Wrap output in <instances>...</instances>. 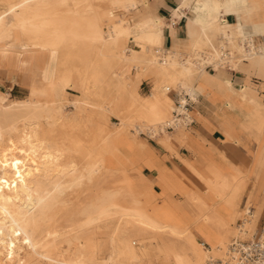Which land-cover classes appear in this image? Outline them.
<instances>
[{
	"label": "bare ground",
	"instance_id": "6f19581e",
	"mask_svg": "<svg viewBox=\"0 0 264 264\" xmlns=\"http://www.w3.org/2000/svg\"><path fill=\"white\" fill-rule=\"evenodd\" d=\"M93 1L0 0V72L13 67L18 70L17 78L25 81L29 75L31 84V92L27 97L11 101H7L8 92L0 89V261L4 255L11 253H5L7 246L13 245V250L16 248L19 251L23 248L24 241L33 247L36 263L47 259L55 264H207L212 255L220 256L228 245V225L233 215L227 219L215 210L206 211L204 219L217 228L219 240L202 247L200 245L207 244L206 241L200 244L193 236L190 225L181 226L159 219L152 209L154 192L150 190V184L137 190L132 200H127L123 193H131V190L126 189L120 180L123 168L128 166L123 160L120 146L122 139L128 136L121 135V127L99 124L100 128L106 130L107 127L109 131L106 134L89 131L84 140V135L80 133L72 138L73 130L77 129L76 120L80 118L75 111L84 107L91 114L95 111L98 113L102 108L106 109L105 101L111 95L108 93L107 97L105 92H101L102 88L98 87V96H94L97 100H91V89L83 91L81 88L85 79L81 74L77 83L82 94L71 99L67 96L66 89L76 82L74 71L68 69L60 72L57 67H52L48 77L36 78L31 66L41 60L45 52L53 54L61 48L75 49L79 42L87 40L92 46L107 48L119 58L118 63L127 66V69L132 64V71L127 74V78L134 75L139 81L149 66H155L159 74L155 88L144 102H140L141 105L135 109L134 115H130L129 121L136 122V117L143 118L151 122L148 126L145 125L151 132H166L167 127L174 123V104L167 87H177L194 98V84L203 75L197 71V62L218 60L219 66L226 58L230 57L232 61L240 56L248 57L252 68L264 67V17L261 16V7L244 8L251 16L246 33L242 28L234 30L233 25L224 23L225 19L220 12L225 2L203 0V4L197 5V16L193 17L202 26L203 33L194 39L191 50L180 52L179 64L175 55L170 58L172 50L163 46L162 19L135 12L138 0H102L108 8L114 9L113 19L107 29L102 27L101 21L105 10L110 9L95 8ZM133 13L136 18L130 16ZM211 27L218 33L213 34L215 36L212 38H223L222 49L228 43L232 45V50H228L230 55L228 52L220 55L219 39L215 45L211 44L208 51L195 48ZM258 37L263 44L257 43ZM130 41H134L138 47L130 46ZM153 48L156 51L154 53ZM236 51L239 53L232 54ZM198 54L200 58L196 56ZM52 66H55V61H52ZM132 86L133 83L130 82L129 87ZM127 92L132 96V103L138 102L140 96L134 88H129ZM102 95L106 97L101 98ZM241 95L244 96L245 92L242 91ZM69 104L75 110L73 113L67 108ZM108 108L116 114L115 109L120 110L116 100ZM187 116L190 117L189 112ZM104 119L107 121L108 118ZM184 126L181 124L175 127L183 132ZM57 127L64 129L66 135L56 137L54 130ZM4 141L6 146L1 145ZM79 150L81 153L84 150L81 155H84V160L83 157L81 161L78 160L81 156L75 158L77 156L74 154ZM116 160L123 168L114 164ZM107 173L113 177V184L108 186L104 185ZM78 189L87 194L80 210L86 215L83 222L97 226L90 228L82 236L74 223L68 229L65 227L67 231H74V235L68 237L74 249L67 252H62L61 249L62 251L53 254V249H39L48 244L55 245V240L60 235L57 229L44 232L40 227L53 213L50 210L70 203L65 194ZM143 194L144 197L141 198ZM123 199L128 203H124ZM196 201L198 206L204 205L202 198H196ZM253 211L249 209L246 213L251 218L245 216L246 223L240 227L242 233L250 231L249 225L255 216ZM118 212L124 215L111 228V224L117 220ZM72 215V211L67 213L69 218ZM198 216L195 215L196 220ZM157 230L162 231L164 255L159 260L150 257V260L143 263L141 257L147 251L143 250L144 247L137 242L135 236L141 233L144 238L151 237ZM106 240L112 245L110 253L105 252ZM122 253L129 261L123 259ZM191 253L196 254L197 258L192 259Z\"/></svg>",
	"mask_w": 264,
	"mask_h": 264
},
{
	"label": "crops",
	"instance_id": "0c3cea01",
	"mask_svg": "<svg viewBox=\"0 0 264 264\" xmlns=\"http://www.w3.org/2000/svg\"><path fill=\"white\" fill-rule=\"evenodd\" d=\"M221 1L225 2L220 12L224 23L248 24L251 16L244 10L248 6L261 7L264 17V0ZM203 2L138 0L135 12L161 18L163 46L185 53L203 33L202 26L193 19L198 13L197 5ZM213 13L216 14L214 9ZM256 40L261 41L259 37ZM197 64L205 68L206 73L194 84L195 97L189 106L191 122L184 131L174 128L166 132L152 131L150 135L140 130L135 138L125 134L128 137L122 139L120 148L125 164L137 174L133 184L138 185L139 190L150 184L154 192L152 209L159 219L190 225L200 240L211 245L219 240V231L204 218L198 222L195 215L215 210L228 219L236 215L237 203L240 209L246 207L249 196H253L260 211H264V67L252 68L248 57L231 64L223 61L219 66L214 62ZM4 76L7 75H0V78ZM153 76L156 84L159 74L155 66H149L139 89L143 91L148 86L145 91L150 94L155 86L151 87ZM18 82L29 86L27 97L31 92L29 75L25 81ZM18 82H13L9 88H15ZM72 87L78 88L74 84L66 89L69 98L80 95L79 91L70 97ZM170 96L176 100L178 88L171 91ZM196 198L204 200L202 207L197 205ZM230 200L233 203H229ZM253 208H246L245 214ZM254 221L256 218H252L251 228Z\"/></svg>",
	"mask_w": 264,
	"mask_h": 264
},
{
	"label": "rangeland",
	"instance_id": "374dc122",
	"mask_svg": "<svg viewBox=\"0 0 264 264\" xmlns=\"http://www.w3.org/2000/svg\"><path fill=\"white\" fill-rule=\"evenodd\" d=\"M93 4L95 6V8H103V10L107 9V4L102 1V0H94ZM144 5V3H143ZM142 7V6H141ZM110 9V8H108ZM105 14H104V18L102 19L101 23H102V27L104 29H107L108 24L111 23L112 19H113V14H114V9L111 8L110 10H105ZM109 11V12H107ZM139 14V13H138ZM133 18H136L134 13L130 15ZM250 25V23L248 22V24L245 25H240V26H236L233 25V29L234 30H242L244 32H248V26ZM213 34H218L216 31L213 30V28L211 27V29L209 28V30L207 29V34L204 35V37H202L197 46H195L196 49H204L203 51H208L209 49H211V44L213 43V45L216 44L217 40L216 38H212V36H215ZM209 36V37H208ZM208 37V38H206ZM248 38V37H247ZM223 41V38L221 37V39L219 38L218 42V48L220 51V55L222 56V54H224L225 52H228V50H232V47L226 46L224 49H222L221 47V42ZM262 41V40H261ZM261 41H258L259 44H263ZM257 42V43H258ZM196 43V42H194ZM129 45L132 47H138L136 45V43L134 41H130ZM193 44L191 46V48L189 50H191L193 48ZM210 47V48H209ZM208 48V49H207ZM152 52H156L155 49H152ZM244 52V51H243ZM176 53V54H175ZM204 53V52H203ZM229 53V52H228ZM239 51H236L232 54L236 55L238 54ZM240 53H242V51H240ZM147 54L150 55V53L147 52ZM231 53H229L230 55ZM169 55L173 57L175 55L176 57V61L179 62V64L181 63V53L179 51H170ZM196 56H200L199 54ZM202 56L207 57L205 55L202 54ZM54 57V58H53ZM201 57V56H200ZM199 57V58H200ZM240 58V56L234 58V61H238ZM118 57L113 55L107 48H97L95 45L92 46V44H90V42L85 41V42H79L78 46L75 49H66V48H61L59 50H56V52L54 51V53L49 54L48 52H45L42 55L41 60H39L37 63H34V66H31V70L33 71V75L37 78V77H48L50 75V71L52 70V67H57L58 71L62 72V71H66V70H70V71H74V78L76 80L75 82V87L77 86L78 90L76 88H71L69 89V96H75L76 94H82L79 86V80L81 79V76L83 75L85 77L83 84L81 86V88H83V91H86L88 88L91 89L88 90V92L90 91V95H91V100L96 99V97L98 96L96 93H98L96 90H98V87H101L102 90L101 92H105L106 96L108 97V93L111 95V97L108 99H106L105 101V105H106V109L102 108V110H100L98 113L97 111L93 112V114H91L88 110H84L86 108H81V109H77V111H75L73 109V106L71 104H69L67 106V108H69L68 110L70 112H76V114H78L80 116V118L78 120H76V126L77 129L73 130V134H72V138L77 136L78 133H80L83 136V140L87 138V134L89 131H97L106 134V132L109 131V128L106 127L102 129V127H99V124L102 125H108L111 126V124L115 127L120 126L121 127V135L122 136H126L125 134H127L128 136H132V137H137V135L139 134L140 130H143L145 132H148L150 135H153L152 132H150V130L148 128L145 127L148 126L149 123H151L150 121H146L143 118H138V120H136V122H130L129 119H131L130 115H134L135 114V109L138 108V106H140V102H144V100L146 98H148V96L150 95L148 92L146 93V89H148V86L146 88L142 90L139 89V83L142 79L138 81L137 79H135V77H130L127 78V74L132 71V64L130 65V68L127 69V66L121 65L120 63H118ZM236 59V60H235ZM231 61V58H226L224 61ZM49 61H51L49 63ZM52 61H55V66H52ZM200 65H204V64H208V63H212L214 62L215 65H218V60H208V61H199ZM177 63V65H179ZM225 64V63H224ZM197 71L198 73H204L205 68L199 66L197 64ZM200 67V68H199ZM148 69V68H147ZM146 69V70H147ZM30 70V71H31ZM7 75L4 76L3 79L0 78V89L4 90L5 92H8L9 96L7 97V101H11L13 99H17V98H23L25 97L28 92H29V86L26 83H22V82H18L21 81L20 78H17L18 75V70L14 69L13 67H8L6 69L1 70L0 75ZM82 74V75H81ZM145 74V73H144ZM13 82H18L19 84L13 88L10 89L9 87L13 84ZM130 82L133 83L132 87H129ZM155 84V77L153 76V83L152 86L153 87ZM156 85V84H155ZM138 87V90H137ZM129 88H134L136 93L140 96L138 102H136L135 104L132 103V96L128 94L127 91H129ZM155 88V86H154ZM177 88V87H174ZM153 90V89H152ZM142 95H140L139 93ZM152 92V91H151ZM95 94V95H94ZM149 94V95H148ZM96 96V97H94ZM105 95H102L101 98H105ZM77 96L71 98V99H75ZM115 97V98H113ZM193 97V96H192ZM113 98V99H112ZM115 100L118 102V108L120 110H116L117 114L115 112H111L108 108L109 105H111L112 103H115ZM172 104H174V101H172ZM88 106V105H86ZM171 107V105H170ZM171 114V112H170ZM134 117V116H132ZM104 118H108L107 121H105ZM121 121H123L124 123L121 124ZM143 121H146L143 122ZM101 122V123H99ZM103 122V123H102ZM136 125H139V127L137 128ZM184 126V125H183ZM185 128V126H184ZM64 129H60L59 127H57L54 130V133L56 134V137H59V135L65 134V132L63 131ZM102 130V131H100ZM158 131V130H156ZM182 132V131H180ZM159 133V132H157ZM66 135V134H65ZM160 141H163L161 138H159ZM5 144V145H4ZM6 141H4L1 145L2 146H6ZM80 147V146H79ZM83 147V146H82ZM2 148V147H1ZM82 151V150H81ZM77 154H74L75 158H79L83 153L84 150L82 151V153L79 151L75 152ZM81 153V154H80ZM83 157V158H82ZM81 158L84 160V155L81 156L78 160L81 161ZM116 166L119 168H123V165L118 162L117 160L115 161ZM123 174L121 175V180L120 182L123 183V185L126 187V189H130L131 193L129 192H125L123 193V197H125L127 200H132L133 196L136 195L137 190H139L138 188H140L138 185H134L133 184V180L136 179L137 174L135 173L134 168H129V167H125L123 168ZM106 177V181L104 183V185L108 186L113 184V177L111 174L107 173L105 175ZM231 186V185H230ZM68 195V196H67ZM65 196L67 197L66 199L70 202L67 205H59L55 208L52 209V211L50 210L51 213L45 221H43V223L41 224V228L43 229L44 232H47L49 230H53V229H57L58 232L60 233V235L56 238L55 240V245H46L43 247H39V249H53V254L58 253L59 251L62 252H67L69 249H74L73 244H70L68 241V237L70 235H74V231H67V229L71 226V224H75V226L77 225V229L79 232V235H84L85 232L87 230H89L90 228L93 229L94 227L97 226V224H90V225H86L83 220L85 218V213H81V207L84 205L85 201H86V196L87 194L82 192L81 189L78 190H73V191H69L67 192V194H65ZM144 197V194L141 195V198ZM73 198V199H72ZM126 199H123L124 203H128V201ZM248 200V201H247ZM232 200L229 201V203H231ZM247 201V205L246 207L243 209H240L239 203H237L235 205V213L236 215L232 216L233 219H231L229 221V235L227 238V243H229L233 237L236 236H242L244 238L248 237L251 235V233L254 231H257L259 234L262 233L263 227H264V211L261 212L260 208L258 207L256 201L253 199V196H249L248 199H246ZM245 201V202H246ZM251 204L254 206H251ZM245 205V203H244ZM243 205V206H244ZM68 206V207H67ZM251 207L254 210V218H256V221H254L253 223H251V225H253V229L250 228V231H248L249 233H242L240 231V227H242V225H238L240 223L239 219L240 218H245L244 220L246 221V217H248V219L251 218V215H247L245 214V209ZM56 209V210H55ZM58 209V210H57ZM69 211L73 212V215L71 216V218H69L67 216V213ZM205 213H201L199 214V216L197 217V219L199 220L200 218H205L207 216ZM118 216L116 217L117 220L115 219V221L113 222V224H111V228H113L114 226H116L114 223H119L118 222V218L120 219V216L123 217L124 214L118 212L117 214ZM76 216V217H75ZM246 216V217H245ZM60 218V219H59ZM59 220V222H57ZM71 221V222H70ZM244 221V223H246ZM58 223V224H57ZM84 224V225H83ZM67 227V229L65 228ZM250 227V225H249ZM65 228V230H64ZM191 231L193 232V236L201 243H204V241L200 240L197 235L196 232L190 227ZM62 230V232H61ZM67 233H66V232ZM161 234L162 231L161 230H157L155 233L152 234L151 237H143L141 233H138L135 236V239L137 240L138 243H141L142 246L144 247L143 250L146 252L147 254L141 257V261L143 263H145L146 261L150 260L149 258H154L159 260L160 258H162V256L164 255V249L162 246V239H161ZM13 246V245H12ZM12 246H7V249L5 250V253L11 252L8 255H4L3 258L0 261V264H55L52 261H47V259H42L41 262L42 263H36L35 259L36 256L33 254V247L31 246V244L29 242H24L22 241V247L21 250L19 249L16 250V248L13 250ZM200 246L202 247H207L209 246L208 244H201ZM12 247V248H11ZM56 247H60V248H56ZM105 252L106 253H110L112 251V245L111 242L109 240H106L105 242ZM227 245L224 247L226 248ZM223 248V249H224ZM12 249V250H11ZM62 249V250H61ZM11 250V251H10ZM18 251V252H17ZM32 251V252H31ZM15 252V253H14ZM31 254H29V253ZM28 253V254H27ZM213 254V253H211ZM215 254V253H214ZM191 258L195 259L197 258L196 254L191 253ZM123 259H126V261L128 260L127 257L125 256L124 253H122ZM10 259H9V258ZM13 261H12V258ZM31 261H34V263H31ZM129 261V260H128Z\"/></svg>",
	"mask_w": 264,
	"mask_h": 264
},
{
	"label": "built area",
	"instance_id": "2783aa9c",
	"mask_svg": "<svg viewBox=\"0 0 264 264\" xmlns=\"http://www.w3.org/2000/svg\"><path fill=\"white\" fill-rule=\"evenodd\" d=\"M229 64L233 62H227ZM174 87H167L168 92L173 91ZM179 91V96L174 100V107L172 115L174 123L170 124L167 129L171 130L181 124L188 125L191 122V118L187 116L189 112V106L194 98L190 93L185 91ZM248 215H250L248 213ZM238 225H243L244 218L239 219ZM264 228V227H263ZM249 233V232H248ZM206 245V244H205ZM207 264H264V235L257 231L252 232L250 236L244 238L242 236L233 237L228 243L227 247L223 250L220 256H211L208 259Z\"/></svg>",
	"mask_w": 264,
	"mask_h": 264
}]
</instances>
